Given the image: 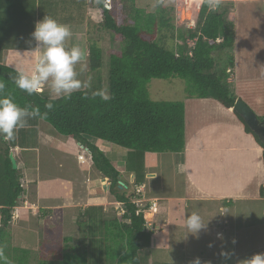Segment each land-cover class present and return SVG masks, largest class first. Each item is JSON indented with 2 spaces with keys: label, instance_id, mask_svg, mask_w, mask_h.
Segmentation results:
<instances>
[{
  "label": "trees",
  "instance_id": "obj_1",
  "mask_svg": "<svg viewBox=\"0 0 264 264\" xmlns=\"http://www.w3.org/2000/svg\"><path fill=\"white\" fill-rule=\"evenodd\" d=\"M90 1L103 17L102 27L121 43L120 49L110 54L106 87L105 80L98 75L89 88L54 101V108L48 110L45 104L49 96L28 95L16 87V72L3 63V54L8 49L29 50L34 46V41L29 44L31 33L35 23L44 18V11L52 12L60 3L66 8L69 1L0 0V81L6 85L4 94L21 107H39V118L87 147L96 169L110 180L109 193L125 209L113 216L103 205L79 209L76 222L82 237L55 250L50 261L42 258L39 264H148L146 252L152 245L153 231L148 229L145 213L136 203V185L144 181L145 157L148 153L182 152L186 146L185 101L153 100L149 82L154 78L185 79L187 97L217 99L238 116L246 131L264 147L261 134L234 109L238 99L230 82L234 56L229 57V65L223 68L216 58V53L232 51L235 45V24L230 18L234 0H220L216 12H209L203 0L196 26L184 31L174 22L176 0H114L115 7L111 8L106 7L105 0ZM116 1L121 2L118 5ZM176 29L181 42L176 48L169 47L167 39H175ZM104 58L103 48L90 42V70H100ZM106 89L110 99L93 96V92L106 93ZM257 117L264 123V115ZM37 137L35 127L19 129L9 141L0 137V247L11 264H31V250L8 244L7 228L13 221L14 208L24 201L25 192L22 170L13 168L10 153L18 148H34ZM94 139L131 150L136 177L130 192L120 189L121 172ZM260 193L264 197V185Z\"/></svg>",
  "mask_w": 264,
  "mask_h": 264
},
{
  "label": "crops",
  "instance_id": "obj_2",
  "mask_svg": "<svg viewBox=\"0 0 264 264\" xmlns=\"http://www.w3.org/2000/svg\"><path fill=\"white\" fill-rule=\"evenodd\" d=\"M68 1V7L65 8L63 3H60L56 5L54 11H44L43 17L48 15L57 19L60 23L67 25L73 33V29L81 24L79 21L82 1ZM251 4L256 9L260 6L264 10V0H234L232 16H234L236 26V40L232 53L235 67L230 82L238 98L245 100L258 116H263L264 38H260L259 34H255L254 31L242 30L245 26L241 25V8L243 5L248 7ZM256 9H253V12ZM261 14L258 11L256 15ZM261 17V20L264 21V15ZM259 51L263 52L260 57L258 56ZM87 56H89V52H87ZM41 93L49 94L47 85L43 86ZM185 109V149L177 153L166 152L170 153L172 158L169 165L173 172L172 176L180 177L186 183L185 193L179 196H165L149 188L147 181L155 180L156 177H159L160 172L151 169L152 166L149 164L151 157H147V154L144 165V181L136 185V187L143 186L142 193L136 194V198L143 200L144 206L142 208L149 211L154 202L158 208L155 218L152 222L148 221L147 225L148 229L153 231L149 253H151L155 243L161 246L160 248L165 246V238L170 226L184 227L186 217L189 215L191 201L199 202L200 208L206 203H217L221 205V209H224L222 204L235 207L234 204L237 201L243 204V207L247 206L244 207L247 210L252 208L251 203L255 201L257 205L261 203L259 208H256L257 212L264 214V197L260 193L261 187L264 185V147L252 133L246 131L244 123L238 116L215 98H187L185 99ZM260 123L264 124L261 121ZM25 127H35L38 131V137L34 148L27 150L18 148L14 151L18 168H21L23 173L22 182L25 188L24 201L17 207L22 210L19 211L18 217L23 218L26 222L29 217L25 210L33 209L32 216H35V213L38 212L36 210H39L42 211V216L46 219H53L54 209L59 208V211L64 210L65 212V205L42 202V200L47 199L46 197H49L47 194L49 190L38 184L36 178L40 165L36 159L39 155H47L52 149L61 148L62 151L65 149L66 153H72L70 148L75 138L73 137L74 140H66V142L62 141L57 134L58 132L41 118H30ZM261 136L264 140V131ZM74 142V155L77 163L78 165H86L85 168L90 176L84 181L85 187L83 188L85 191H81L85 194L84 197L78 198L92 201L88 206L104 205L105 210H107L106 203L109 196H113L109 193L110 180L108 177L100 176L101 172L97 169V173H92L94 164L90 150L85 146L83 147L77 140ZM86 148L87 151L82 153ZM88 152L91 156H88ZM148 154L160 155L161 153ZM79 155H84V160H81ZM123 162L120 165L116 164L122 175L120 189L130 192L136 177L135 168L131 161H126L127 166ZM79 170L83 172L80 167ZM101 182H105V184H101ZM42 194H46V196ZM38 202L41 204H37ZM116 202L118 205L116 212H119L121 203L117 200ZM35 208L37 209L34 210ZM23 209L25 210L23 211ZM148 214L152 215L153 213L149 212ZM159 235L163 237L162 243Z\"/></svg>",
  "mask_w": 264,
  "mask_h": 264
},
{
  "label": "rangeland",
  "instance_id": "obj_3",
  "mask_svg": "<svg viewBox=\"0 0 264 264\" xmlns=\"http://www.w3.org/2000/svg\"><path fill=\"white\" fill-rule=\"evenodd\" d=\"M81 1L82 12L79 21L81 24L73 29L74 34L72 33L70 39L68 38L66 46H78L84 53V59L81 63L85 65V68L80 71L81 65H77L79 68L78 78L82 82H90L91 85L96 77L101 75L105 80L106 87L110 54L120 49L121 43L114 40L113 34L102 27L103 17L95 4L90 0ZM116 2L119 5L121 1ZM202 2L203 0H176L177 5L173 16L178 29L184 31L196 26L197 15ZM252 6V4L248 7L243 5L241 8V25L245 26L242 30L254 31L255 34H259L260 38H264V21L261 20L264 10L260 6L257 9ZM112 7H115L114 0H112ZM253 9L256 10L253 12ZM258 11L259 14H262L256 15ZM232 12L233 9L230 13V18L234 21ZM178 29L175 30V39H167L169 47L176 48L177 44L181 42L178 38ZM90 42H96L103 48L105 58L104 65L100 70H90L89 56H87ZM232 51L216 53V58L221 68L229 65V57L233 55ZM261 54L263 52L259 51L258 56L260 57ZM35 57L36 52L34 51L12 49L5 51L3 62L11 67L16 65L23 67L26 71H31L35 63ZM148 87L151 98L156 101H185V99L189 98L186 92L187 81L180 77L169 79L154 78L149 82ZM43 95L49 94L43 93ZM36 118L39 119L38 116ZM48 124L58 132L51 123ZM57 134L64 142L66 140H74L72 136L62 135L59 132ZM74 141L70 148L72 153H66L65 149L62 151L61 148L52 149L47 155H39L36 159L40 165L36 178L38 184L49 190L47 192L49 197H46L47 199L42 200V202L45 204L65 205V212L56 208L54 209V218L46 219L42 216V211L36 210L37 208L34 209L38 211L35 216L31 215L33 209H23V211L28 212L27 216L29 217L24 222L23 218L18 217L19 211L22 210L18 209L17 206V209L15 208L13 211V215L17 213L18 216L13 218L12 223L7 228L8 244L30 249L31 264H39L42 258L50 261V256L55 250L74 244L82 237L83 232H81L82 230L76 222L79 215L78 211L80 208L87 207L92 201L78 197H84L85 194L81 193V191H85L83 188L85 187L84 181L89 179L90 176L85 168L86 165H78L77 163L78 161L74 155ZM94 141L115 164L120 165L124 161L123 164L127 166L126 161L132 162L133 154L131 151H125L127 150L126 148L106 140L94 139ZM84 151L87 150H83L82 153ZM169 154L166 152L160 155L147 154V157H151L149 162L152 166L151 169H156L160 172L159 177H156L153 181L148 180L147 185L152 191L165 196L183 195L187 189L186 183L180 177L175 178L172 176L173 172L169 166L172 158ZM91 155L88 152V156ZM79 167L83 172L79 170ZM92 169L93 174L97 173L95 166ZM100 176L103 177L104 175L101 173ZM101 184H105V182H101ZM42 195L46 196V194ZM235 202V207L222 204L224 209H221V205L217 203H206L200 208L199 202L191 201L189 214L193 212L199 213L204 222H208L207 229L201 230L199 236L196 237L192 234L187 235L185 227L170 226L167 230L165 246L160 248L161 246L155 243L151 253H149L150 250L147 251L148 253L146 252L149 255L147 263L153 264L156 261H168L190 264L191 261L199 257L201 264H244V260L253 254L264 252V214L256 210L261 203L257 205L254 201L251 203L252 208L247 210V208H244L247 206L243 207L240 202ZM37 204L41 203L38 202ZM116 204L115 197L109 196V200L106 203V211L109 212V215L113 216L115 214L118 206ZM149 212L153 214L150 215L148 214ZM157 212L158 208L157 211H144L147 222H152ZM218 233H223V240L218 238ZM69 237L71 239H67ZM159 238L162 243V235H159ZM233 238L237 241L235 244L232 243ZM222 251L230 253V257H223L221 255Z\"/></svg>",
  "mask_w": 264,
  "mask_h": 264
},
{
  "label": "clouds",
  "instance_id": "obj_4",
  "mask_svg": "<svg viewBox=\"0 0 264 264\" xmlns=\"http://www.w3.org/2000/svg\"><path fill=\"white\" fill-rule=\"evenodd\" d=\"M204 2L209 12H216L220 6V0H204ZM71 35L67 25L46 15L35 23L29 41L30 45L34 41V46L26 50L37 53L31 71L12 65L16 72L14 78L16 87L28 95L39 94L43 91L44 85L48 86L49 98L45 104L48 110L54 108V101L68 98L74 92L90 87V82L85 83L78 78L77 65H81L80 71L85 68L81 63L84 59L83 51L78 46H66V41ZM5 87V83L0 81V137L9 141L15 138L19 129L27 125L30 118L40 116L41 112L39 107L33 108L31 105L21 107L11 96L4 94ZM95 95H99L103 100L110 99L103 90L93 92V96ZM184 227L187 235L198 237L201 230L207 229L208 222L205 223L199 213L193 212L186 217ZM218 238L223 240V233H218ZM236 242L233 238L232 243ZM221 255L229 258L231 254L222 251ZM0 264H11L4 254L3 247H0ZM190 264H201L200 258L197 257ZM244 264H264V252L253 254L244 260Z\"/></svg>",
  "mask_w": 264,
  "mask_h": 264
},
{
  "label": "water",
  "instance_id": "obj_5",
  "mask_svg": "<svg viewBox=\"0 0 264 264\" xmlns=\"http://www.w3.org/2000/svg\"><path fill=\"white\" fill-rule=\"evenodd\" d=\"M234 109L243 116L245 121L259 134H261L264 131V124H261L256 112L251 108V106L242 98H238L236 100ZM10 158L13 164V168H18V162L15 157L14 152L10 153ZM18 180L20 179V176L17 177Z\"/></svg>",
  "mask_w": 264,
  "mask_h": 264
},
{
  "label": "built area",
  "instance_id": "obj_6",
  "mask_svg": "<svg viewBox=\"0 0 264 264\" xmlns=\"http://www.w3.org/2000/svg\"><path fill=\"white\" fill-rule=\"evenodd\" d=\"M105 5L106 7L108 8H111L112 7V0H105ZM218 41H220V38L218 39ZM84 147V146H83ZM84 150H87L84 149ZM79 158L81 160H84V155H79ZM142 190H143V186H137V194L140 195L142 193ZM136 203L140 206V209L144 212L146 211V209H142L141 206H144V203H143V200H140V199H137L136 200ZM156 203H153L152 206L150 207V210L152 211H157V207L155 205ZM121 213H124L125 212V209H124V205L121 203V208L119 210ZM18 216L17 213H14L13 215V218H16Z\"/></svg>",
  "mask_w": 264,
  "mask_h": 264
},
{
  "label": "bare ground",
  "instance_id": "obj_7",
  "mask_svg": "<svg viewBox=\"0 0 264 264\" xmlns=\"http://www.w3.org/2000/svg\"><path fill=\"white\" fill-rule=\"evenodd\" d=\"M195 1H200V0H195Z\"/></svg>",
  "mask_w": 264,
  "mask_h": 264
}]
</instances>
